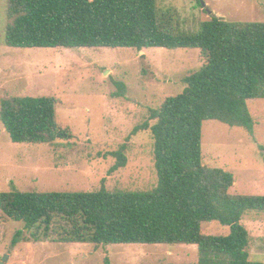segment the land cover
I'll list each match as a JSON object with an SVG mask.
<instances>
[{
    "label": "trees",
    "instance_id": "trees-1",
    "mask_svg": "<svg viewBox=\"0 0 264 264\" xmlns=\"http://www.w3.org/2000/svg\"><path fill=\"white\" fill-rule=\"evenodd\" d=\"M200 8L203 0H195ZM5 45L17 49H197L203 66L183 79L184 92L169 97L130 137L149 130L157 186L147 192H21L0 194V209L23 223L12 243L194 245L189 264H263L252 261L250 235L241 224L264 213V196L234 195L233 174L203 163V124L218 121L254 136L248 103L264 100V23L215 17L200 31L184 30L174 10L157 0H8ZM206 11V10H205ZM113 97L126 95L114 83ZM54 97H11L0 102V121L13 143L53 144L74 139L56 121ZM152 123V124H151ZM128 145L109 155L113 172L125 168ZM218 223L227 235H205ZM103 264H112L106 258ZM168 264V263H162Z\"/></svg>",
    "mask_w": 264,
    "mask_h": 264
},
{
    "label": "rangeland",
    "instance_id": "rangeland-1",
    "mask_svg": "<svg viewBox=\"0 0 264 264\" xmlns=\"http://www.w3.org/2000/svg\"><path fill=\"white\" fill-rule=\"evenodd\" d=\"M208 11L229 22L264 23V0H203ZM174 10L184 30L200 31L212 18L195 0H157ZM8 0H0V102L11 97H54L56 121L74 139L53 144L13 143L0 121V194L21 192H147L158 183L154 141L149 130L131 139L151 109L184 92L183 79L204 64L197 49H17L5 45ZM115 82L125 97H113ZM254 136L218 121L203 124V163L234 175V195L264 196V100L248 103ZM152 124V123H151ZM128 145L127 165L116 172L111 152ZM249 232L252 261L264 264V213L241 222ZM23 223L0 209V263L4 264H189L199 259L194 245H100L26 243L12 247ZM205 235H227L218 223L203 225Z\"/></svg>",
    "mask_w": 264,
    "mask_h": 264
},
{
    "label": "water",
    "instance_id": "water-1",
    "mask_svg": "<svg viewBox=\"0 0 264 264\" xmlns=\"http://www.w3.org/2000/svg\"><path fill=\"white\" fill-rule=\"evenodd\" d=\"M202 6L204 7L205 10L207 9V6H206L203 2H202ZM206 12H208L210 15H212L213 18L218 17L217 15L212 14L211 11L206 10ZM221 18H222V17H221ZM6 260H7V258L4 260V262H5ZM4 262H2V263H0V264H4Z\"/></svg>",
    "mask_w": 264,
    "mask_h": 264
},
{
    "label": "crops",
    "instance_id": "crops-1",
    "mask_svg": "<svg viewBox=\"0 0 264 264\" xmlns=\"http://www.w3.org/2000/svg\"><path fill=\"white\" fill-rule=\"evenodd\" d=\"M222 18H224V17H222ZM225 19V18H224Z\"/></svg>",
    "mask_w": 264,
    "mask_h": 264
}]
</instances>
